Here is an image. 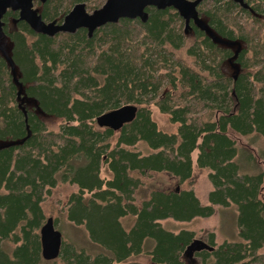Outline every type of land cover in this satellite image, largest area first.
<instances>
[{"label": "trees", "instance_id": "16d2710c", "mask_svg": "<svg viewBox=\"0 0 264 264\" xmlns=\"http://www.w3.org/2000/svg\"><path fill=\"white\" fill-rule=\"evenodd\" d=\"M104 1H34L33 8L44 23L59 24L75 4L91 12ZM243 4L213 0L196 9L226 45L192 22L187 44L171 8L147 7L144 23L119 19L89 37L84 29L47 37L17 12L0 14L18 72L14 81L0 57V264H40L47 218L82 228L98 250L61 240L50 264H142L129 261L142 255L148 264H264V168L240 174L234 161L239 138H264V0ZM229 61L233 76L220 71ZM17 86L40 114L60 120L55 131L19 108ZM127 104L136 107L130 123L116 134L98 130L97 116ZM150 107L174 132L157 128ZM203 173L206 204L192 191ZM58 185L73 190L46 213L42 204ZM215 207L235 209L236 241L216 244L212 231L172 233L159 223L210 218Z\"/></svg>", "mask_w": 264, "mask_h": 264}, {"label": "rangeland", "instance_id": "374dc122", "mask_svg": "<svg viewBox=\"0 0 264 264\" xmlns=\"http://www.w3.org/2000/svg\"><path fill=\"white\" fill-rule=\"evenodd\" d=\"M104 1V0H103ZM210 7V1H202L196 9L207 10ZM34 9V8H33ZM37 13L38 9H35ZM88 12V11H86ZM90 13V12H88ZM201 23L205 25L206 19L204 16L200 15L199 17ZM187 37V44L192 41L191 32L187 30L185 32ZM240 48L243 44L239 43ZM10 49L11 44L8 39L1 35L0 33V57L6 62V65L9 68V73L12 75L13 80L15 81L18 77L17 69L10 62ZM232 51L236 50L235 46L229 47ZM179 56L183 57V49L178 51ZM185 60H187L184 57ZM237 66L232 62H224L220 66V71L227 75L233 76L236 73ZM19 100L18 106L22 110H30L38 115L39 119L45 124L46 129L50 131H55L60 124V120L52 117H47L39 113L34 101L27 99L22 94V88L17 86ZM151 117L155 122L157 128L165 133L174 132L175 126L170 124L167 121V118L160 114L155 107H150ZM102 130V128H98ZM117 132H115L116 134ZM4 145L0 143V146ZM237 146V155L234 158L235 163L238 166L240 174H253L264 168V138L251 135L245 138H239L236 142ZM196 153L192 154V160H194ZM101 176L109 178L108 173H106L104 167L101 169ZM150 183V182H147ZM145 183V185L147 184ZM160 184L152 182L147 185V189L150 187H156ZM210 185L207 181L206 174L203 173L199 175L192 186V191L195 194L196 198L201 204H206V195L210 191ZM73 190L66 185H58L52 192L49 198L44 200L42 204L43 210L47 212L55 213L63 203L64 198ZM132 222V218H126L122 221L124 227L127 229L129 224ZM160 225L172 233H177L181 230H187L194 232L197 236H203L202 232L212 231L214 234V242L219 244L223 241L233 242L236 241V211L234 208H221L215 207V212L210 218H195L189 222H175L172 220H163L159 222ZM55 230H57L61 235V240H64L66 243H71L76 247H82L88 250L91 253L98 252L97 248L90 244L86 234L83 229L77 226H73L69 223H66L62 219H59L58 222L54 225ZM150 242L146 241L147 247L150 246ZM261 254L264 255V248L261 251ZM190 257V256H189ZM129 261H134L142 264H148V258L145 255L139 257L130 258ZM40 264H50V262L43 261ZM185 264V263H184ZM186 264H196V261L191 258L188 259Z\"/></svg>", "mask_w": 264, "mask_h": 264}, {"label": "water", "instance_id": "95a60500", "mask_svg": "<svg viewBox=\"0 0 264 264\" xmlns=\"http://www.w3.org/2000/svg\"><path fill=\"white\" fill-rule=\"evenodd\" d=\"M44 3L45 0H0V14L7 10L17 12V19L24 22L34 33L52 37L56 33L72 34L78 29L86 30L89 37L92 32L105 24H115L119 19H138L144 23L147 14L144 9L152 7L156 10L171 8L183 21L184 33L192 22L210 36L215 42L226 45L217 39L200 21L196 8L204 0H105L103 4L90 13L85 11L82 3L75 4L65 14L59 24L44 23L39 14L33 9V2ZM213 1V0H207ZM245 8L243 0H231ZM136 113L133 105H123L117 109L105 112L94 120L98 128L118 131L124 124L130 123ZM61 245V235L55 230L51 218H47L39 229L40 257L50 262L58 258Z\"/></svg>", "mask_w": 264, "mask_h": 264}]
</instances>
